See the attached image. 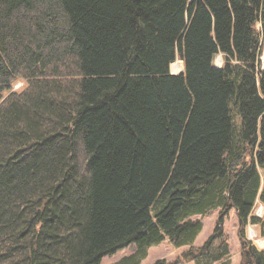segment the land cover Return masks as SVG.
<instances>
[{
    "label": "trees",
    "instance_id": "trees-1",
    "mask_svg": "<svg viewBox=\"0 0 264 264\" xmlns=\"http://www.w3.org/2000/svg\"><path fill=\"white\" fill-rule=\"evenodd\" d=\"M263 53L264 0H0V264H232L233 209L264 264Z\"/></svg>",
    "mask_w": 264,
    "mask_h": 264
},
{
    "label": "rangeland",
    "instance_id": "rangeland-1",
    "mask_svg": "<svg viewBox=\"0 0 264 264\" xmlns=\"http://www.w3.org/2000/svg\"><path fill=\"white\" fill-rule=\"evenodd\" d=\"M223 56L219 55L217 56L215 60V64L218 66H221L223 64ZM262 66L264 67V53L261 59ZM262 67V68H263ZM182 70H184V64L181 60H177L174 65H171V71L173 73H179ZM25 83L20 81L15 84L16 90H21L24 87ZM263 181H264V174H263ZM264 183V182H263ZM220 210L214 211L210 215L202 218L204 222V229L202 233L197 238L196 242L194 243L196 247L203 245V243L213 234L216 228L217 219L219 216ZM255 214L259 217L264 216V205L258 201L257 205L255 206ZM239 219L237 216L236 211L233 209L228 214L225 224H224V230L229 238V243L231 246L232 255L235 259V262H232V264H240L242 261L241 257V241L239 237ZM248 238L250 241L258 246L260 250H264V238L260 234V230L257 226H250L248 228ZM189 248V246L184 247H175L173 243L167 239L163 243L153 246L149 250V255L147 258L142 262V264H154L157 260L166 258L169 261H176L181 258L184 251H186ZM135 247H127L123 250L118 251L113 256H107L104 258L102 264H111L119 261L123 257L131 254L134 251ZM180 264H194V262H186L181 261Z\"/></svg>",
    "mask_w": 264,
    "mask_h": 264
},
{
    "label": "water",
    "instance_id": "water-1",
    "mask_svg": "<svg viewBox=\"0 0 264 264\" xmlns=\"http://www.w3.org/2000/svg\"><path fill=\"white\" fill-rule=\"evenodd\" d=\"M218 66V65H217ZM263 69H264V67H263ZM183 72V70L181 71V72H179V73H182Z\"/></svg>",
    "mask_w": 264,
    "mask_h": 264
},
{
    "label": "crops",
    "instance_id": "crops-1",
    "mask_svg": "<svg viewBox=\"0 0 264 264\" xmlns=\"http://www.w3.org/2000/svg\"><path fill=\"white\" fill-rule=\"evenodd\" d=\"M234 257V256H233ZM233 262H235V259L233 258Z\"/></svg>",
    "mask_w": 264,
    "mask_h": 264
},
{
    "label": "bare ground",
    "instance_id": "bare-ground-1",
    "mask_svg": "<svg viewBox=\"0 0 264 264\" xmlns=\"http://www.w3.org/2000/svg\"><path fill=\"white\" fill-rule=\"evenodd\" d=\"M172 65H174V63Z\"/></svg>",
    "mask_w": 264,
    "mask_h": 264
}]
</instances>
